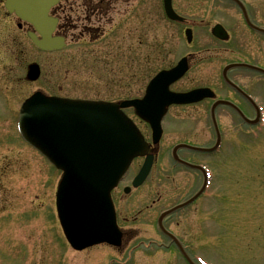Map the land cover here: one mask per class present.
<instances>
[{
	"label": "rangeland",
	"instance_id": "1",
	"mask_svg": "<svg viewBox=\"0 0 264 264\" xmlns=\"http://www.w3.org/2000/svg\"><path fill=\"white\" fill-rule=\"evenodd\" d=\"M188 1L197 5L203 0ZM244 1L254 6L255 13L262 14L264 0ZM4 2L0 0V264H108L112 259H123L125 252L102 247L84 254L71 250L62 234L55 209L61 173L20 139L17 119L22 104L37 91L51 96L106 102L136 99L141 78L147 77L152 68L139 66V59L147 56L151 59L152 55L145 50L139 55L132 51L124 54L118 50L108 52V49L102 54H81L82 51L76 47L63 53L43 54L25 33L19 32V21L7 14ZM202 14L194 7L190 16L200 17ZM217 20L220 21L219 18ZM158 29L159 61L155 60L156 68L152 75L172 68L169 65L176 64L182 56L196 53L199 58L174 89L188 91L223 85L224 62L209 59L207 54L221 46L212 37L210 29L196 30L192 46L187 44L181 27L170 26L160 19ZM170 33H173L171 50L167 46ZM101 47L104 49L103 44L94 46L96 49ZM168 48L170 54H164ZM34 63L41 67L42 77L37 83H30L26 77L28 67ZM244 73L247 79L259 78ZM151 76L144 79V85ZM254 93L264 102V82L261 91ZM193 109L201 114L206 110L204 106L177 108V118L168 120L160 160L146 183L127 197L122 188L114 195L124 221L126 218L133 221L143 212L137 219L143 226L123 225L127 229L141 228V240L158 241L152 226L158 216L188 200L203 185L202 174L182 168L171 160L173 148L180 143L210 147L216 142L211 120ZM187 110L191 112L187 113ZM219 114L223 151L217 157H202V162L213 174L212 186L204 199L171 216L167 224L187 241L189 253L193 257H202L206 264H264V128L260 127L262 136L257 134L252 138L246 135L251 128L228 109L219 110ZM127 115L134 119L151 143L148 126L140 122L132 111ZM182 155L193 157L190 152ZM142 165V160L134 161L123 186L129 185ZM165 244H168L167 240ZM127 264L187 263L176 248L151 246L136 251Z\"/></svg>",
	"mask_w": 264,
	"mask_h": 264
},
{
	"label": "water",
	"instance_id": "2",
	"mask_svg": "<svg viewBox=\"0 0 264 264\" xmlns=\"http://www.w3.org/2000/svg\"><path fill=\"white\" fill-rule=\"evenodd\" d=\"M60 1L6 0L5 6L11 14H16L36 28L42 40L31 34L29 37L38 48L54 51L65 47L64 40L52 37L56 21L49 17L51 8ZM234 1L242 6L238 0ZM171 4L172 0H165L168 17L182 22L183 19L175 14ZM213 34L221 40L228 39L221 26H217ZM187 38L191 43V31L187 32ZM237 67L264 73L250 66H230L224 73L229 85L234 86L228 80L227 72ZM188 70L185 59L172 71L159 74L151 82L142 101L111 104L62 100L36 94L23 105L19 117L22 137L64 172L57 195V210L65 235L75 250L83 251L101 243H116L118 229L110 194L128 172L132 162L146 157L150 150L139 129L122 110L134 108L135 114L151 126L153 143L157 145L163 133L161 124L170 106L197 104L215 97L209 89L186 94L172 93L170 87L183 78ZM40 74V67L32 65L29 67L28 80L35 82ZM221 105L236 108L231 103L219 102L214 107L213 115L215 108ZM251 123L257 124L258 121ZM153 164V156H148L134 181V188L143 185ZM194 200L165 216L187 207Z\"/></svg>",
	"mask_w": 264,
	"mask_h": 264
},
{
	"label": "flooded vegetation",
	"instance_id": "3",
	"mask_svg": "<svg viewBox=\"0 0 264 264\" xmlns=\"http://www.w3.org/2000/svg\"><path fill=\"white\" fill-rule=\"evenodd\" d=\"M244 4L247 15L250 19L251 26L259 29H253L245 20L244 12L240 8V6L232 1L229 0H203L200 1V4L193 5L188 0H180V1H173V9L174 11L185 19L183 23H175L171 22L165 13L164 1L163 0H63L60 2L55 8H53L50 12V17L56 21V30H55V37L64 38L67 43V48L61 52L63 53L67 49L71 47L79 48L78 51H82L81 54H102V51H107L106 49L111 51L118 50L120 53L123 54L127 51L135 52L136 54L142 55L141 53L145 50L147 53L151 54V59H148L149 56L146 58L139 59L138 65L139 66H152L150 72L148 73L147 77L143 76L142 83L139 88V97L138 99H142L146 92L147 84L144 85V79H148L154 72L155 60L159 61V52L160 47L158 46L159 41V29L158 23L160 19H164L168 25L178 26L186 32V30L191 29L195 35L196 30L201 28H208L212 33L213 28L216 25H221L228 34V40H216L221 46L213 51H208L207 54L210 55L209 59L219 60L224 62L222 65L223 68L229 65H250V66H257L259 68L264 69V10L262 14L255 13L254 6L250 2L241 0ZM259 2V1H257ZM230 3V4H229ZM255 4V3H254ZM197 8L200 10L202 15L200 17H193L190 16L191 11L193 8ZM264 8V5H263ZM13 16L17 19L15 15ZM219 18L220 21L217 19ZM18 20V19H17ZM17 25L19 32L25 33L26 37L28 38L29 33H35V30L32 26L20 22ZM217 22L215 25L211 23ZM219 22V23H218ZM156 34L158 36H156ZM173 34V33H172ZM168 35L167 39V46L170 48V40L171 35ZM238 36V37H237ZM237 37V38H236ZM233 42V43H232ZM104 45V49L101 47L99 49L94 48L95 45ZM228 44H234L232 47L223 46ZM165 50L164 54L169 55L170 50ZM80 53V52H77ZM144 53V52H143ZM147 54V55H149ZM191 55L190 64L196 62L199 58V55L196 53L189 54ZM186 56H183L184 58ZM206 60V59H205ZM208 60V59H207ZM156 62V63H157ZM172 63L169 66H174ZM222 68V69H223ZM141 71L142 67H141ZM243 72V73H242ZM254 74L259 78L254 79H247L245 77V73ZM223 76V72H222ZM154 75L148 80L150 81ZM218 77V76H217ZM229 79L237 85L245 94H247L250 99H248L245 95L238 92L234 88L230 87L225 83L221 87H209L213 91H215L216 99L214 100H205L200 104L191 105L187 107H172L169 109L167 116L164 120V137L166 136V128L168 124V120L170 118H177V108H198L200 106H204L206 110L201 114V112L195 111V113L199 115H203L207 119L212 121V128L215 126L213 124V107L215 106L216 102L221 100L230 101L233 103L237 109H233L232 107L221 106L218 107L215 111V118L217 120V124L219 130L221 132V125L219 122V118H221L219 114V110L221 109H228L233 116L242 120L245 124L243 119L254 120L256 118H263L264 117V106L261 105L257 94L254 92L256 90L261 91L262 85L264 82V74L253 71L247 68H236L231 70L228 73ZM243 77V78H241ZM223 78V77H222ZM225 82V81H224ZM148 83V82H147ZM172 91L176 90L172 87ZM190 91V90H188ZM187 92V91H183ZM227 92L228 94L223 95V93ZM187 113L191 111L187 110ZM202 116V117H203ZM216 133V132H215ZM222 134V133H221ZM163 140L161 144L163 143ZM190 146L205 148V149H212L213 146H200L192 143H184ZM160 151L161 145L158 147H153L150 151L151 154L155 156V164L157 161L160 160ZM218 150L211 154L207 153H200L197 151L187 150V149H180L177 152L179 159L190 163L194 166L205 167L206 164L202 162V159L206 158L207 156H217ZM185 152H190L193 155L192 158H185L182 154ZM199 158V161L197 160ZM204 157V158H202ZM171 160L178 166L182 168H186L185 166L181 165L174 157L173 154L171 156ZM189 169V168H186ZM191 170V169H189ZM197 173H202L198 170H192ZM203 175V174H202ZM204 179V176H203ZM204 181V180H203ZM123 183L119 186V188L113 193V199L115 203V207L117 210L118 216V224L122 231V240L121 246L118 248H112L109 246H101L105 249H110L116 251L118 253L125 252L126 256L123 259H112L108 262V264H127L129 261H132V255L139 248L151 247V246H161L165 249H177L178 253L179 249L176 246L175 241L167 236L164 232L161 231L159 228V216L157 220L152 224L154 226L155 238L156 240H141V228H124L123 225L127 223H132V225L140 224L139 227L143 226L138 220L140 215L143 214L141 212L135 220L131 221L130 219L126 218L125 221L121 218V214L119 212L117 199L115 198V193L121 190ZM129 187V185H128ZM123 189L125 187L123 186ZM134 190H131L129 193L125 194V197L131 195ZM194 194L193 196H195ZM204 195V194H203ZM202 195V196H203ZM192 196V197H193ZM202 196L196 200L198 202L201 200ZM195 202V203H196ZM148 220V219H145ZM149 222V220H148ZM150 225V223H148ZM165 229L176 236L184 247L187 254L188 252V244L187 241L182 239L180 236L175 234V232L169 228L167 224V219L163 223ZM160 240L162 241L161 243ZM168 241V244H165V241ZM138 241V242H137ZM137 242V243H136ZM136 243V244H133ZM100 247V248H101ZM99 248V247H98ZM96 249V248H95ZM94 250V249H92ZM89 250V251H92ZM140 250V249H139ZM180 256L187 262V260L183 257L180 253Z\"/></svg>",
	"mask_w": 264,
	"mask_h": 264
}]
</instances>
